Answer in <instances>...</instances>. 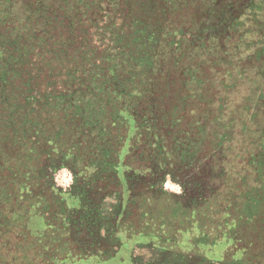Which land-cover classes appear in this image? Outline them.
Returning <instances> with one entry per match:
<instances>
[{"label": "trees", "instance_id": "trees-1", "mask_svg": "<svg viewBox=\"0 0 264 264\" xmlns=\"http://www.w3.org/2000/svg\"><path fill=\"white\" fill-rule=\"evenodd\" d=\"M161 3L0 0V264L111 259L129 241L196 264H264V245L251 240L264 224V87L247 103L220 99L208 121L196 111L194 149L168 131L183 116L168 122L165 105L169 74L191 68L196 55L227 72L241 43L254 50L250 60L262 58L264 0L222 14L219 29L198 28L186 50L164 27ZM182 77L195 89L208 82L196 71ZM228 82L225 91L239 89L244 77ZM61 168L72 177L66 191L53 182ZM168 174L180 194L164 189ZM108 197L112 242L95 254L72 234L101 222Z\"/></svg>", "mask_w": 264, "mask_h": 264}, {"label": "rangeland", "instance_id": "rangeland-1", "mask_svg": "<svg viewBox=\"0 0 264 264\" xmlns=\"http://www.w3.org/2000/svg\"><path fill=\"white\" fill-rule=\"evenodd\" d=\"M247 1L248 0H165L164 5L161 3L164 7V13H162L161 16L163 24L165 23L164 27L171 30L174 36L181 37V43L184 45L182 50H186V41L189 39L187 38L188 35H196V30L198 28L202 29L216 26V28L219 29L221 24L218 25V18L223 14L224 18L229 19L231 16L233 17L234 15L241 13L237 11L236 7L241 8ZM202 25L204 26L202 27ZM245 30H247V27L243 28V32L246 34ZM246 43L240 44V51L239 49L235 51L230 44H228V47L226 46V48H224L229 51V53L235 51L234 53L238 55V62L235 68L232 71L230 70V72H227V68H219V66L211 65L207 61H204L203 63V60H199L200 57L197 58V55L196 60L193 61V63H197H192L193 65L191 68L188 67V63H185L180 69L181 73L183 72L185 74L190 72L191 74H194L196 71V75L197 73H200L201 75L207 76L208 82L205 81L198 89H195L196 86H189L185 77L179 79V76L181 75L180 72L177 74L176 71L172 69V71L175 72L169 74L170 80L168 81V85L170 88H167L166 92L168 91L169 93V89H171L173 97L168 95L165 99L166 112L168 115L167 121L170 122V116L177 115L178 112L179 117L183 116V118H181L182 120L176 125V127H174L175 129L173 126L169 125L168 131L180 135L178 137H180V141L184 147L189 146L194 149L196 146V134L198 133L196 128V111L199 112L198 118L200 121H203L204 119L208 121L217 113L216 108H218L220 99L227 97L228 100L234 103H241V100L244 99L243 103H247V101L255 98L259 94L260 89L264 87V53L261 55L262 58L260 60H250L255 57V54H253L254 50L248 51V45L245 47ZM244 48H246L247 51H244ZM256 49L259 50L261 48L258 47ZM196 65L198 67H196ZM194 67H196V69ZM241 74L244 77V85L240 86L239 89H236L238 86H236V90L233 89L231 91H225L222 88L223 86H229L228 81L230 77H237ZM171 75L174 77L173 79L171 78ZM222 79H224L223 82ZM57 81H59L60 85V87H58V85L57 87L63 89L65 87L63 78L58 77ZM209 107H211V110L208 109ZM174 108H177V110L180 111L173 113ZM259 119L262 120L261 117ZM259 119L254 124L257 129L261 124ZM184 172L187 177L193 175L190 171L184 170ZM181 173L183 172L179 171L178 174L177 170H173L171 175L181 178ZM169 175L170 174L164 178V189L176 195L180 194L182 191L180 184ZM52 177L53 182L58 188L65 191L70 188L72 177L69 169H58L53 173ZM113 204V200L108 197L106 202H104V206L101 205L103 210L98 211L97 214V219L101 222L96 223V227L94 226L89 230L82 231V235H80L79 229H74L72 239L80 241L88 247L93 244L96 245L92 246V248H88L90 251H95V254H98L100 251L104 252L108 248V242H112V238L109 240L104 236V228L106 224L104 221L109 217L111 213L110 208ZM73 224L77 227L79 225L78 223ZM186 227H188V225ZM96 231L99 232V235L94 234ZM190 234L193 237V235L196 234L195 229H193V232H190ZM121 235L125 240L128 234H126V232H121ZM1 238L2 236H0V240ZM133 238V241H140L135 237ZM251 240L254 245H257L256 243L264 245V224L260 233L253 234ZM185 241L186 239L184 238L182 243ZM116 251L114 255H111V257H113L111 259L104 255H97L91 258L87 257L83 260H69L64 264H196V262H198L196 261V256L190 258L185 257L181 260L171 257L165 258L163 255L145 247L134 248L133 243L130 241L126 247H118ZM259 251L261 250L259 249ZM213 254L218 255V250H215ZM87 256L90 255L87 254ZM5 257L9 259L8 256ZM1 261L2 258H0V262ZM14 264L23 263L16 258Z\"/></svg>", "mask_w": 264, "mask_h": 264}]
</instances>
